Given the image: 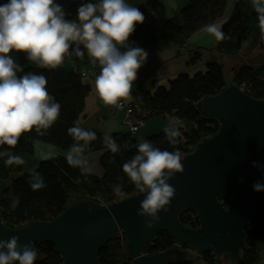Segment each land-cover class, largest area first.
<instances>
[{
	"label": "trees",
	"instance_id": "trees-1",
	"mask_svg": "<svg viewBox=\"0 0 264 264\" xmlns=\"http://www.w3.org/2000/svg\"><path fill=\"white\" fill-rule=\"evenodd\" d=\"M87 2H93V0H81V4ZM225 4L226 0H188L187 5L179 10L181 24H177L173 19L164 21L160 37L175 48H182L194 33L203 29L204 25L222 17ZM79 6H70L65 12V19L75 20ZM256 17L257 13L251 5V0H237L230 16L221 24L226 38L221 41L214 38L213 50L220 55H237L249 32V22ZM128 41L139 43L141 48L147 51L156 49L159 42L155 30L146 24H137ZM75 47V45L70 47L69 52L72 54L65 56L63 64L56 69L41 68L26 59L20 66L23 70L17 72L18 76L29 73L45 76L48 92L61 107L59 118L50 128L41 130L43 135L33 129L22 133L14 147L0 146V180L7 181V187L0 196L2 219L15 227L30 222L54 220L68 203L75 201L71 198L78 194L102 197L110 202L121 198L115 192L117 186L122 187L124 196L138 193L122 171V165L137 153L138 145L126 132L109 134L120 145V151L112 153L104 143V136L90 130L96 133L97 138L90 143L84 155L101 153L99 158V165L103 170L101 179L90 174L81 175L79 168L70 166L60 155L39 161L31 174L24 172L26 161L23 157L20 158V155H32L35 141L53 146L65 154L74 142L68 135L67 129L78 122L82 112L88 87L82 84L81 75L89 70L87 51L83 50V45H80L84 55L79 57L73 52ZM199 58L198 53H192L190 61L196 62ZM229 80L237 86L243 84V92L248 96L257 100L264 99V61L256 68L246 65L233 68L232 77ZM226 83L222 66L216 61L209 60L205 64L204 72H197L192 76L178 74L169 82L168 89L157 87L150 92L139 85L136 92L140 95L145 108L150 111L146 119L154 116H175L187 124H192L188 131L181 133L177 138L179 142L176 145L168 142L165 132L152 135L145 140L161 150L178 149L183 155L192 152L202 139L215 134L218 127L216 121L200 118L195 104L204 97L218 94ZM8 155L19 157L20 162L6 164ZM36 173L43 177L45 184V187L39 190H33L30 185V179ZM17 199L18 203L13 207V201ZM179 220L188 228L198 227L197 219L192 213L180 216ZM245 236L244 246L240 252L241 262L236 264H257L259 251L255 243L264 240V213L246 228ZM123 241L125 244V240ZM174 244V241L166 234L158 233L150 246V253L163 252L172 248ZM34 247L38 250L35 264H60L61 259L54 253L52 245L35 244ZM200 259L207 264H226L219 256L215 260L212 254H203ZM98 262L99 264H129L130 260L125 253L121 260L112 256L105 245L98 254Z\"/></svg>",
	"mask_w": 264,
	"mask_h": 264
},
{
	"label": "water",
	"instance_id": "water-1",
	"mask_svg": "<svg viewBox=\"0 0 264 264\" xmlns=\"http://www.w3.org/2000/svg\"><path fill=\"white\" fill-rule=\"evenodd\" d=\"M54 2L64 12L81 5V0ZM9 55L19 66L27 59L26 53L12 51ZM241 56L248 64L262 62L264 32L260 31L255 45ZM213 61L222 66L226 86L218 94L202 98L195 108L200 118L217 122V132L183 155L184 171L168 181L176 195L167 212L157 213L159 220L151 228L146 227L151 217L137 215L145 194L117 198L106 206L74 196L71 200L75 201L49 222L15 227L3 221L0 208V241L7 243L16 236L18 247L29 242L33 247L50 244L60 264H99L101 248L120 233L129 264H203V254L219 256L226 264L240 263L245 230L264 213V191L255 192L252 187L257 181L264 184V167L252 166L253 162L264 165V99L248 96L229 80L233 68L244 65L240 57L223 56ZM6 187L7 181L0 180V196ZM186 213L196 217L197 228L180 222ZM158 233L166 234L175 244L151 254Z\"/></svg>",
	"mask_w": 264,
	"mask_h": 264
},
{
	"label": "clouds",
	"instance_id": "clouds-1",
	"mask_svg": "<svg viewBox=\"0 0 264 264\" xmlns=\"http://www.w3.org/2000/svg\"><path fill=\"white\" fill-rule=\"evenodd\" d=\"M251 5L264 32V0H251ZM65 16L62 6L54 0H7L0 4V146L14 147L22 133L33 129L43 135L41 130L50 128L60 115L61 105L48 92L47 78L32 73L18 76L17 72L23 69L10 57L12 51L26 53L28 61L52 70L63 64L65 56L72 54L70 47L75 45L76 56L83 57L86 50L92 63L99 67L94 90L105 105L119 109L123 107L122 101L131 98L138 70L147 59L144 49L128 44L136 25L144 22L139 9L126 0H96L81 4L75 20H67ZM202 30L217 41L226 38L222 26L216 23L206 24ZM164 132L171 145L179 142L178 128L165 127ZM67 133L74 141L65 154L67 163L79 168L81 175L91 174L84 153L97 138L96 133L80 127L78 122ZM104 143L112 153L120 151V145L109 135L104 136ZM56 155L48 152L41 158L48 160ZM183 159L178 149L161 150L143 140L137 145V153L122 165L135 189L145 194L137 215L152 218V222L146 223L147 228L159 220L157 213L168 211L176 195L168 181L184 171ZM13 162L19 163L20 158L9 156L6 164ZM252 166L264 167L256 162ZM30 185L33 190L45 187L43 177L34 174ZM252 187L255 192L264 191L260 181ZM115 192L121 197L125 195L120 186ZM16 203L18 199L12 206ZM18 240L19 237L13 236L7 243L0 241V249H6L0 251V264H35L37 251L32 242L18 247Z\"/></svg>",
	"mask_w": 264,
	"mask_h": 264
},
{
	"label": "crops",
	"instance_id": "crops-1",
	"mask_svg": "<svg viewBox=\"0 0 264 264\" xmlns=\"http://www.w3.org/2000/svg\"><path fill=\"white\" fill-rule=\"evenodd\" d=\"M236 1L237 0H226L222 17L213 23L221 25L224 21H226L230 16ZM94 2L96 1L93 0L92 3ZM126 2L134 7H137L144 16V22L142 24L150 25L154 30L155 23L162 28L163 22L168 19H173L176 23L181 21L179 17V10L187 5L188 0H126ZM139 7L143 8V10ZM160 32L162 33V30ZM248 36L249 32L246 37ZM158 40L159 42L156 49L150 51L145 50L147 52V59L138 70L137 79L133 83L131 90V99L137 100L140 98V95L136 92V88L139 85H142V87L145 88L144 86L148 83L146 90L150 92H153V90L157 87L168 89L169 82L173 80L179 74L178 72L184 68L188 70V73L186 74L189 76H192L197 72H204L205 66H198L197 61H190L192 53H198L200 58L208 56L209 60L212 61L217 56L220 57V54L213 50L215 46L214 37L205 33L203 30L194 33L180 49L175 48L171 43L160 36L158 37ZM128 44L130 46H138L141 48L139 43L128 41ZM242 46L238 54L242 52ZM124 50V48H121V51ZM94 80L95 75L92 73H90L88 77L81 79L82 84L88 87V93L83 100L82 112L78 119L79 126L99 132L103 136L112 133L124 132L120 122L121 115L114 112L111 105H105L99 99L94 90ZM165 117L168 120L167 127L178 128L179 130H186V127H189V130L192 127V124H187L175 116ZM145 124L146 122H144V125ZM134 134L132 135L133 139ZM48 152L57 153V155L65 158V153L53 146L38 141L33 143L32 156H37L38 161H43L44 159L41 158V155ZM100 155V152H95L85 156L92 168L90 175L96 177L97 179H101L103 177V170L99 165ZM22 157L25 159L23 155H20V158ZM255 246L259 251L257 264H264V240L256 242Z\"/></svg>",
	"mask_w": 264,
	"mask_h": 264
},
{
	"label": "rangeland",
	"instance_id": "rangeland-1",
	"mask_svg": "<svg viewBox=\"0 0 264 264\" xmlns=\"http://www.w3.org/2000/svg\"><path fill=\"white\" fill-rule=\"evenodd\" d=\"M177 23H181V21H178ZM154 30H155L156 36L159 37L160 33H161L160 31L162 30V28L157 23H155L154 24ZM260 31H261V28H260L257 17L252 18L249 22V36L245 37V40L243 41L242 52L240 54H237V55H234L231 57H240L242 59V61L244 62V65H246V66H252L255 68L260 66L263 63L264 58L260 64H248L247 61L245 60V58L241 56V55L249 52L250 49L255 45ZM219 56L220 57L217 56L216 58L221 59V58H223V56H227V55H219ZM208 61H209L208 56H204V57L200 58L199 60H197V65L204 67ZM178 73L179 74H186V73H188V70L184 68ZM144 87H145L144 89H147L148 83ZM145 122H146V124H145L146 126L144 125V126L138 128V130L134 134V139L137 141V144H139L140 142L145 140L147 137L161 133L162 131H164L165 127L168 126V120L166 119L165 116L150 117ZM188 128L189 127H186V130L184 129V130H179V131H180V133H183L185 131H188ZM8 156H12V155H8ZM24 158H25L26 163H27L25 165L24 172L26 174L33 173L35 168H36L37 163L39 162L37 156L25 155ZM76 196L81 197L82 195L78 194ZM123 247H124V241H122L118 237L107 244L108 253L111 254L112 256L118 258L119 260L123 259V257H124ZM216 259H217V257H216ZM200 260L203 264H207L202 259H200Z\"/></svg>",
	"mask_w": 264,
	"mask_h": 264
},
{
	"label": "built area",
	"instance_id": "built-area-1",
	"mask_svg": "<svg viewBox=\"0 0 264 264\" xmlns=\"http://www.w3.org/2000/svg\"><path fill=\"white\" fill-rule=\"evenodd\" d=\"M7 3V0H0V4ZM99 67L94 65L89 58V70L82 73L81 78H86L90 73L94 74L95 76L99 74ZM243 91V84L238 86ZM123 107L116 108L111 105L112 110L121 115V125L124 129V132L130 134L131 136L135 133V131L144 125V122L147 116L150 115V111L145 108L144 104L142 103L141 99H129L127 101H122ZM81 197L87 198L89 201L95 202L100 205H107L109 201L102 197H95L91 195L82 194ZM117 199V198H116ZM111 202V201H110ZM193 217H195L193 215ZM118 238L122 241L124 240L122 234L119 233ZM217 256H214L216 260Z\"/></svg>",
	"mask_w": 264,
	"mask_h": 264
}]
</instances>
